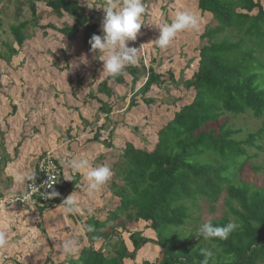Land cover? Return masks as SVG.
Returning a JSON list of instances; mask_svg holds the SVG:
<instances>
[{"label":"trees","instance_id":"obj_1","mask_svg":"<svg viewBox=\"0 0 264 264\" xmlns=\"http://www.w3.org/2000/svg\"><path fill=\"white\" fill-rule=\"evenodd\" d=\"M191 1L196 2L201 17L210 18L199 37L204 43L198 52V68L183 83L188 93H194L192 101L157 133L152 151L126 143L122 163L113 174L120 182L113 184L115 201L106 205L104 219L92 216L83 223L93 225L96 232L79 236L84 246L69 264H132L148 244L157 247L159 255L154 262L147 259L135 264H200L201 248L213 253L209 264H264V185L243 177L245 165L256 162L264 153V123L253 131L247 119L246 124L235 120L246 115L256 121L264 119V5L262 0ZM37 2L44 3L58 18L66 16L74 21L73 26L60 30L69 40L83 33L85 46L90 49L92 35H101L81 0H30L34 28L41 22ZM29 24L25 21L11 27L18 48L7 45L8 52L16 55L25 48L28 37L24 30ZM45 27L56 29L53 25ZM1 57L8 59L7 55ZM139 70L131 65L116 78L106 74L102 82L97 81L96 93H89L90 99L92 94L95 101L99 95L111 98L115 94L111 83L125 87V78L129 77L134 84L133 77ZM77 77L81 87L85 77ZM170 79L175 81V75L171 73ZM161 85V75L148 68L142 88ZM101 104L107 116L114 112L113 107ZM16 110L13 105V112ZM222 119L226 120L219 124ZM217 123L216 129L211 127ZM130 129L146 142L140 126ZM249 169L258 175L264 165L254 163ZM63 184L57 190L59 194L66 188L64 179ZM201 202L213 216L219 205L222 207L219 217L204 222L211 220L218 226L229 220L238 223V229L227 240L204 241L196 237L207 211ZM140 222L151 230L152 237L132 232ZM118 230L127 234L132 252ZM110 244L111 248H107Z\"/></svg>","mask_w":264,"mask_h":264},{"label":"rangeland","instance_id":"obj_2","mask_svg":"<svg viewBox=\"0 0 264 264\" xmlns=\"http://www.w3.org/2000/svg\"><path fill=\"white\" fill-rule=\"evenodd\" d=\"M29 1L0 0V20L2 22L0 32V133L3 131L7 134L9 129L8 132L12 133L9 138H12L15 137L13 132L19 133L23 128L29 135H38L41 130L40 132L45 137L43 145L48 149L60 146L58 150L65 161L72 157L87 156L94 165L107 164L110 166L113 174L114 169L122 163L121 154L126 148V143H132L136 147L152 151L157 143V133L167 125L176 112L192 101L194 93H188L183 83L189 80L198 68V52L204 43H201L199 37L210 18L200 16L195 1L151 0L150 5L152 4V6L146 8L144 25L137 40L128 43L129 47L139 50L135 66L140 70L139 74L133 77L134 84L132 78L129 77L125 78V83H127L125 87L117 86L112 82L111 86L115 85V94L111 98L99 95L96 98L98 100L95 101L93 94L96 93V83L97 81L102 82L107 74L103 73V61L94 58L93 53L85 46L83 33H80L74 40H69L63 35L60 30L66 26H73L74 21L66 16L58 18L44 3H36L41 22L38 27L34 28L31 24L32 15ZM94 1L81 0V3L86 7L88 16L92 18V23L101 28L104 11L102 5L98 6ZM262 2L264 5V0ZM146 4L149 5V2ZM181 11H190L200 18L198 29L180 32L166 49L161 50L154 42L160 34L157 26L170 23L176 13ZM25 21L30 23L24 30L28 37L27 45L18 54H11L8 52L9 45L18 48L12 38L11 27ZM47 25H53L56 29L45 27ZM99 32L101 33L100 29ZM1 55H7L9 61L4 60ZM82 58L86 59L88 63H79ZM152 60L153 63H151ZM73 63L78 64V67H74L70 71V65ZM148 68H153L161 75L162 85L159 88L152 87L149 90L142 88L148 77ZM171 73L175 75V81L170 79ZM77 76L85 77V82L81 87L76 83ZM91 92H94L91 96L92 99L89 94ZM101 102L108 105L107 107H113L112 111L114 112L107 116L103 112ZM13 105L17 108L16 112H13ZM128 107L129 109L126 111ZM28 110L30 111L28 112ZM60 118L66 124L63 122L60 124ZM226 119H230V117H226ZM226 119H222L219 124ZM244 119H247V124L252 127L253 131H257L264 123V119L256 121V119H252L251 115L239 116L235 120H239L240 124H246ZM85 122H89V124ZM9 126L10 128H8ZM134 126L142 128L141 133L146 142L140 141L138 136L136 137L131 132L130 127ZM211 127L216 129L218 123L212 124ZM68 129L70 130L69 136H71L69 139L66 133ZM61 131H64L67 138L59 136ZM6 136L4 143L9 141L8 135ZM60 137L65 138L64 142H59ZM88 139L101 144L87 146L85 141ZM18 148L20 145L16 149ZM249 163L244 167V179H252L258 185H264V171L254 175L249 169L254 163L264 165V153L256 162ZM72 175H77L74 191H81L78 186H83L86 183L83 174ZM114 183L120 184L115 180V177H112L95 195L101 194L98 202L99 200L105 202V205H95V208L103 210V213L107 208L106 204H112L113 200L115 201ZM79 199L81 204L86 205L88 201L96 198H89L82 193ZM84 201L86 202L83 203ZM200 205L207 209L204 202H201ZM221 212V205H219L215 216L209 214L207 209L202 215V220L204 222L206 219L219 217ZM81 225L83 224L79 225L80 235L83 236ZM37 226L40 228V223ZM118 231L123 242L128 246V250L132 252L133 247L127 234L121 230ZM137 231L142 232L144 237L153 236L151 230L145 229L141 222L132 232ZM78 233V230L75 231V234L66 232L65 237L77 236L79 238ZM48 235L52 240L56 239L51 230ZM116 242L117 239L113 243ZM46 245L49 246L48 241ZM82 246L84 243L81 244ZM100 246L101 243L98 244L97 249ZM111 246L112 244L107 248H111ZM30 252L28 256L35 258L34 250ZM159 253L160 250L157 247H151L148 244L138 252L136 260L132 264L141 263L147 259L154 262ZM21 254L22 248L19 247L16 255L19 257L22 256ZM78 255L79 253L74 258H77ZM62 259L65 258L61 257L55 260L58 262ZM14 263L18 264L14 260L10 262V264Z\"/></svg>","mask_w":264,"mask_h":264},{"label":"clouds","instance_id":"obj_3","mask_svg":"<svg viewBox=\"0 0 264 264\" xmlns=\"http://www.w3.org/2000/svg\"><path fill=\"white\" fill-rule=\"evenodd\" d=\"M102 9L104 11L100 28L102 35H92L89 40L90 51L94 58L103 61V73L116 78L123 75L128 66L135 65L138 61L139 50L129 47L128 43L137 40V36L144 25L146 3L145 0H105ZM199 23L200 18L196 14L190 11L177 12L170 23L157 26L160 34L154 42L157 47L164 50L180 32L196 30ZM79 63L87 64L88 61L82 58ZM70 66L71 71L74 67H78V64L73 63ZM64 167L69 169L72 174H83L86 183L78 187L89 198H94L113 177L110 166L107 164L94 165L87 156L72 157L64 161ZM44 171L48 173L49 181L40 186L36 185L37 173L34 171H17L14 175V181L18 185L25 186L27 191L22 195L13 194L9 203L12 204L14 201L29 202L34 195H38L43 200L59 197L60 194L55 190L46 191V189H52L53 184L59 182V180H54L52 175L53 166L49 164ZM59 207L68 216H75L85 211L82 209L80 199L75 191L64 198ZM95 214L93 207L90 206L86 209V215L91 217ZM238 227V223L234 220H229L223 226L214 225L209 220L198 225L196 237L202 238L204 241L227 240L229 235ZM81 232L85 234L94 233L96 229L93 225H81ZM8 245V233L0 230V249H4ZM58 247L60 255L66 259L71 258L80 252L81 241L77 236L68 237L62 240ZM200 256L203 257L200 264H209L213 253L207 248H201Z\"/></svg>","mask_w":264,"mask_h":264},{"label":"crops","instance_id":"obj_4","mask_svg":"<svg viewBox=\"0 0 264 264\" xmlns=\"http://www.w3.org/2000/svg\"><path fill=\"white\" fill-rule=\"evenodd\" d=\"M98 1L101 2L100 5H103L105 2V0ZM94 2H97V0ZM145 2H149V5L146 4V8L152 6V4L150 5L151 0H145ZM96 4L98 5V3ZM29 111L30 110H28V112ZM59 121L60 124H62L63 119L60 118ZM85 123L89 124V122ZM63 124H66V122H63ZM8 128H10V126ZM8 130L7 134L3 133V131L0 133L1 195L5 198H11L13 194L22 195L25 192L26 187L15 183V173L21 170L34 171L41 155L47 152H51L55 160L60 163L66 188L61 192L59 197L55 198L50 208L43 209L41 208L40 204L35 203L11 206L8 208H2L0 206V230H4L8 233L9 240V245L4 249H0V264H10L12 260L16 261L18 264H32L33 262H36L35 264H69V261L72 259V257L67 259L64 257L65 259H62L58 262L55 260L56 258L63 257L60 255L58 245L66 238V232L75 234V231L78 230L79 233L77 235L81 236L79 225L83 224L85 221H87V219L92 217L86 215V209L88 207L91 206L95 209V217L100 220L104 219L107 208L103 213V210L95 208V205H105V202L100 200L98 202L99 195H101L98 194V196L94 197L96 199L88 201L86 205L80 203L82 209L85 211H82L80 214L75 216L65 215L62 208L59 206L62 203V200L67 198L75 190V180L77 179V175H72L71 171L64 167L65 158L58 150L60 146L56 148H46L43 145L45 142V137L42 135V132H40L41 130H38V135H29L25 133L26 129L23 128L19 133L13 132L15 137L12 138H9L12 133L10 131L8 132ZM66 133L69 139V137H71L69 136L70 130L68 129ZM72 133H74V131H72ZM6 135H8L9 141L4 143L6 142ZM59 136L66 137V134L64 131H61ZM64 140L65 138H61L59 142H64ZM85 142L87 143V146L90 144H101L90 139L86 140ZM19 145L20 148L16 149ZM77 145L79 146V144ZM71 189H73L72 192H70ZM75 192L77 193L78 197L82 196V191ZM85 202L86 201L83 203ZM39 223L40 228L37 226ZM50 230L53 232V234H55V240H52L48 235ZM47 241L49 246L46 245ZM19 247L22 248V256L18 257L16 254ZM25 249L26 251L24 252ZM32 250H34V254L36 256L35 258L28 256Z\"/></svg>","mask_w":264,"mask_h":264},{"label":"built area","instance_id":"obj_5","mask_svg":"<svg viewBox=\"0 0 264 264\" xmlns=\"http://www.w3.org/2000/svg\"><path fill=\"white\" fill-rule=\"evenodd\" d=\"M49 164L53 166L54 172L52 173L54 180H59V182L53 184L52 189H46L47 192H51L52 190L57 191L61 187H63V171L60 164L55 160L51 152L45 153L42 157L39 158L38 164L36 169L34 170L37 173L36 176V185L40 186L41 184H45L49 181L48 173L44 170L48 168ZM43 166V167H42ZM27 191V189L25 190ZM11 198H5L0 193V206L2 208H8L11 206H18V205H27V204H40L45 208H49L52 200H43L38 195H34L32 200L29 202H21V201H14L12 204L9 203Z\"/></svg>","mask_w":264,"mask_h":264}]
</instances>
